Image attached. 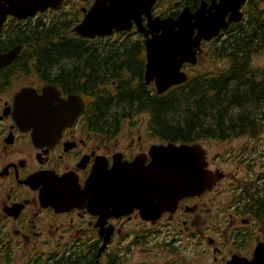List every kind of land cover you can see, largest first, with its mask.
I'll return each instance as SVG.
<instances>
[{
    "label": "flooded vegetation",
    "instance_id": "af4514ba",
    "mask_svg": "<svg viewBox=\"0 0 264 264\" xmlns=\"http://www.w3.org/2000/svg\"><path fill=\"white\" fill-rule=\"evenodd\" d=\"M94 2L62 0L56 10L19 18L0 0V264H264L260 116L229 122L235 128L194 143L204 152L203 190L175 205L161 206L160 196L140 193L139 184H123L120 191V185L99 182L108 175L133 177L138 172L122 167L135 164L139 175L152 171L158 163L155 156L148 168L152 148L169 142L151 128L148 110L127 111L125 105L123 113L108 112L123 99L122 93L113 97L123 85L113 76L99 80L94 57L80 56L87 51L81 44L92 52L96 44L129 45L130 61L142 65L129 87L157 92L144 82L146 37L135 23L105 38L75 33ZM234 7L232 0H158L151 14L160 19H176L182 11L219 14L226 27L201 42L199 59L205 44L224 51L233 46L245 53L224 55L223 67L232 59L244 61L256 81L264 79V50L257 51L264 48V0ZM146 22L143 17V27ZM46 30L68 33L67 38L34 39ZM51 46L60 55L47 64L40 55ZM197 74L202 73H189L188 80Z\"/></svg>",
    "mask_w": 264,
    "mask_h": 264
},
{
    "label": "water",
    "instance_id": "95a60500",
    "mask_svg": "<svg viewBox=\"0 0 264 264\" xmlns=\"http://www.w3.org/2000/svg\"><path fill=\"white\" fill-rule=\"evenodd\" d=\"M155 1L158 0H95L74 31L81 38H103L114 32H128L135 23L138 31L146 37L144 82L146 85L153 83L157 94L161 95L187 81L188 76L182 71L183 66H196L199 63L201 42H209L216 37L226 24L219 14L205 16L201 11L196 14L182 11L176 19L153 18L151 8ZM243 1L232 0L234 11H237ZM61 3L62 0H22L15 10L10 11L23 18L47 8L56 10ZM143 17L147 19L145 27L141 24ZM232 20H237L235 15ZM194 31H197L196 34ZM148 34L152 36L149 38ZM153 150L157 152L155 155ZM203 154L197 144L168 143L152 148L148 168L154 166L152 164L156 156L159 167L157 171L153 168L152 174L155 177L159 174L160 180L157 181V187L152 183L139 181L138 187L142 189L140 193L146 191V195L155 192L160 196L161 206L172 203L175 205L185 195L198 194L203 190V179L207 175L201 165ZM120 176L112 175L106 181L115 184ZM103 178L104 176L99 180L102 184L105 182Z\"/></svg>",
    "mask_w": 264,
    "mask_h": 264
},
{
    "label": "trees",
    "instance_id": "16d2710c",
    "mask_svg": "<svg viewBox=\"0 0 264 264\" xmlns=\"http://www.w3.org/2000/svg\"><path fill=\"white\" fill-rule=\"evenodd\" d=\"M67 34L46 30L34 39L50 42L54 39H66ZM39 46L43 45L39 43ZM94 46L96 51L92 52L89 51L88 44H81V49H87V51L81 52L80 56L86 59L94 57V71L97 75H101L99 80L113 76V79H118V82L121 81L123 85L122 89H117V92L113 94L115 98L122 93L123 99L119 101L118 106H109L108 112L113 110L112 113H123L126 108L120 107L125 105L129 106L127 111L148 110L153 121L151 128L159 129L157 131L165 142L194 144L205 135L217 137L223 129L235 128L231 127L229 122L254 119L257 116L264 119V93L259 91L260 86L264 88V79L258 80L263 82L260 85L253 78L255 70L246 68L247 64L244 61L237 64L232 59L226 68L221 63L224 55L234 58L245 53L242 50L238 51L236 47L233 49V46H227L224 51L217 44H205L201 61L210 64L208 72H199L202 74L194 75L186 83L158 95L155 91L149 93L141 90L135 93L129 87V78H136L132 77L134 71L139 72L142 67L138 62L130 61L133 54L130 52L129 45L127 48L121 45H111L108 48L100 44ZM54 48L51 46L45 54L40 55L44 57L46 60L44 62L47 64H52L49 63L51 62L49 57L60 55L58 49L54 51ZM260 49L264 50V48H257V51ZM66 55L72 57L73 53ZM39 60L42 59L39 58ZM124 72H127V79H123ZM193 72L194 70L188 73ZM237 72L246 74L241 77L235 76ZM101 96L104 98L103 95H99L98 99H101Z\"/></svg>",
    "mask_w": 264,
    "mask_h": 264
},
{
    "label": "bare ground",
    "instance_id": "6f19581e",
    "mask_svg": "<svg viewBox=\"0 0 264 264\" xmlns=\"http://www.w3.org/2000/svg\"><path fill=\"white\" fill-rule=\"evenodd\" d=\"M6 2H9L8 6H11V9L12 10H15L16 7L18 6V4H20L22 2V0L21 1H19V0H6ZM155 153H157V152L155 151ZM136 167H137V165L135 164V165L128 166V167H122V170L134 171V172H138L139 173V171L137 169H135ZM158 167L159 166H158V163H157L155 165V168L154 169L157 171V168ZM152 171H150V172H144L143 174H140V175L138 173L132 174L133 177H128V179H126L127 177H125V178L120 177V180L117 183H115V184L118 187L120 185V191L122 190V185L123 184H139V181H141V180H143V181H145L147 183H150V184L152 183L153 185H155V187H157L158 186L157 185V181L160 180L159 179V174L155 177L152 174ZM150 174H151V177L149 178ZM110 176H112V175L104 176L103 181H105V182H103V184H105V185L110 184V183H108L106 181L107 177H110ZM129 181H131V183H129ZM203 182H204V179H203ZM104 191H107V190L104 189Z\"/></svg>",
    "mask_w": 264,
    "mask_h": 264
},
{
    "label": "rangeland",
    "instance_id": "374dc122",
    "mask_svg": "<svg viewBox=\"0 0 264 264\" xmlns=\"http://www.w3.org/2000/svg\"><path fill=\"white\" fill-rule=\"evenodd\" d=\"M210 64L204 61H200L199 64L194 67V72L193 73H199V72H203V71H207L208 72V68H209ZM215 153V152H213Z\"/></svg>",
    "mask_w": 264,
    "mask_h": 264
}]
</instances>
